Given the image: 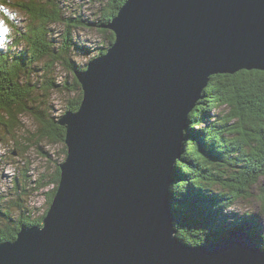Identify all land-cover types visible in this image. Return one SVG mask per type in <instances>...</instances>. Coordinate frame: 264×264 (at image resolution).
Wrapping results in <instances>:
<instances>
[{"label": "water", "instance_id": "1", "mask_svg": "<svg viewBox=\"0 0 264 264\" xmlns=\"http://www.w3.org/2000/svg\"><path fill=\"white\" fill-rule=\"evenodd\" d=\"M107 28L115 42L76 72L81 106L58 121L53 202L0 241V264H264L240 230L187 245L170 192L211 77L264 71V0H128Z\"/></svg>", "mask_w": 264, "mask_h": 264}, {"label": "trees", "instance_id": "2", "mask_svg": "<svg viewBox=\"0 0 264 264\" xmlns=\"http://www.w3.org/2000/svg\"><path fill=\"white\" fill-rule=\"evenodd\" d=\"M99 1L102 3L93 14L94 20L80 15L65 17L63 7L56 0L14 4L26 10L41 26L32 27L22 38L28 42L29 56L11 57L8 53H0V125L9 135L14 136L12 129L19 117L30 114L40 124V140L63 145V153L67 156L65 127L55 117L31 105L32 89L26 79L34 64L42 60H50V68L60 64L74 75L85 70L87 67H80L72 59L80 48L88 51L75 41L74 31L83 27L108 34L110 48L115 35L107 26L128 0ZM52 24L65 26L62 43L55 42L46 28ZM108 49L103 46L99 56ZM73 83L67 89L76 96L68 101L66 111L76 112L81 106L83 92L76 75ZM55 87V81L50 79L45 90ZM202 96L190 115L170 189L178 236L187 245L198 246L240 230L249 233L264 250V186L257 191L264 180V71L243 70L233 75L213 76ZM215 111H219L218 114ZM60 178L57 164L48 183L39 181L38 190L53 187L48 192V208L39 218L34 219L29 208L18 205L22 216L15 219L10 211L4 210L0 198V241H15L23 226L42 224ZM18 183L15 182L17 189ZM256 204L262 206L259 212L251 209L256 208Z\"/></svg>", "mask_w": 264, "mask_h": 264}, {"label": "rangeland", "instance_id": "3", "mask_svg": "<svg viewBox=\"0 0 264 264\" xmlns=\"http://www.w3.org/2000/svg\"><path fill=\"white\" fill-rule=\"evenodd\" d=\"M19 2L30 4V0H0V21L9 28L7 33L0 34V38L4 40L3 46H0V53H8L11 57L19 54L29 56L28 42L22 38L32 27L41 26L38 20L27 14L26 10L15 7L14 4ZM56 2L63 7V13L67 15L65 17L80 15L86 20H94L93 14L98 12L102 3L99 0H56ZM47 27L51 31L52 39L58 44L62 43L65 26L52 24ZM74 32L79 47L88 49L85 51L80 48L73 54V61H76L80 67H87L91 61L99 57L103 46L107 49L109 47L108 34L97 29L83 27ZM50 63V60H42L34 64L30 69L32 73L26 80L32 89L31 105L59 121L68 112L66 111L68 101L76 96L75 92L67 89L73 86L76 74L69 72L60 64L50 68ZM50 79L55 81L56 87L46 91V83ZM219 111H215V114ZM39 128V122L30 114L19 117L12 129L14 136L9 135L5 127L0 125V198L3 199L4 210L10 211L15 219L22 216L18 205L29 208L33 212L34 219L45 213L48 208V192L53 187L38 190L39 181L41 180L43 184L48 183L55 174L56 165L60 167L66 159L63 145L40 140ZM15 182H19L18 189ZM260 185L261 187L257 188L259 192L264 186V180ZM253 201L258 202V199ZM255 206L256 208H251L255 212L262 209L260 204Z\"/></svg>", "mask_w": 264, "mask_h": 264}, {"label": "clouds", "instance_id": "4", "mask_svg": "<svg viewBox=\"0 0 264 264\" xmlns=\"http://www.w3.org/2000/svg\"><path fill=\"white\" fill-rule=\"evenodd\" d=\"M0 27H4L7 29V31L4 33H7L9 31V28L6 25H4L2 21H0ZM3 43H4V40L0 38V46H3Z\"/></svg>", "mask_w": 264, "mask_h": 264}, {"label": "snow or ice", "instance_id": "5", "mask_svg": "<svg viewBox=\"0 0 264 264\" xmlns=\"http://www.w3.org/2000/svg\"><path fill=\"white\" fill-rule=\"evenodd\" d=\"M7 31V29L6 28H4V27H0V34H2V33H4V32H6Z\"/></svg>", "mask_w": 264, "mask_h": 264}, {"label": "bare ground", "instance_id": "6", "mask_svg": "<svg viewBox=\"0 0 264 264\" xmlns=\"http://www.w3.org/2000/svg\"><path fill=\"white\" fill-rule=\"evenodd\" d=\"M85 11V10H84ZM6 196V195H5ZM7 197V196H6Z\"/></svg>", "mask_w": 264, "mask_h": 264}]
</instances>
